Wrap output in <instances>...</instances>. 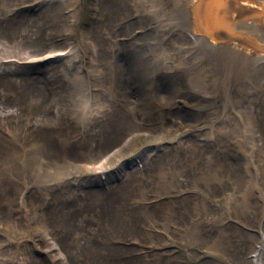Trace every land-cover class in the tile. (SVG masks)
Instances as JSON below:
<instances>
[{
	"label": "rangeland",
	"instance_id": "rangeland-1",
	"mask_svg": "<svg viewBox=\"0 0 264 264\" xmlns=\"http://www.w3.org/2000/svg\"><path fill=\"white\" fill-rule=\"evenodd\" d=\"M3 1L2 14L6 15L16 4L34 0ZM234 1L237 3L242 0ZM258 1L264 8V0ZM151 2L98 0L100 7L95 20L88 21L87 30L79 32L76 29L79 21L72 20L77 15L73 12L72 16H65V11L71 9L81 13L83 4L92 5L93 0H60L47 9H33L19 15L14 21L6 18L0 21V48L6 56L8 52L15 51L16 46L23 48L25 62L41 60L48 51V57L58 56L60 53L56 50L66 47H72L70 54L77 55L79 51L85 53L83 43L88 33L100 50L101 59L98 64L106 65V61L114 55L108 44L120 37L124 39L123 46L115 58L129 72L128 82H132L130 77L134 79L132 72L136 64L133 67L128 63L127 66L126 60L148 64L144 54L149 48L143 49L144 54L139 51L141 49H136L145 47L141 46L145 34L153 43L154 40L159 41L170 54L174 52V45L193 48L190 44L194 40L189 32L178 28L174 32L166 26L159 28ZM162 4L163 9L168 7L161 12L159 21L165 22L171 15L167 12L172 3L163 0ZM248 10L243 8L242 13L234 15L237 20L232 22L237 27L241 25L242 32H249L258 45H252L251 51L234 49V52L222 46L228 48L226 58L232 64H237L236 70H227L228 74L223 81L231 78V82L227 85L219 84L216 92L212 91L210 100L200 105V111L191 114L198 126L204 128L195 133L184 132L178 125L183 117L169 111H178V105L174 102L171 106L166 105L168 101L176 99L175 96H180L176 91L183 87V78L179 76L161 75L156 82L153 81L154 86L150 89L140 83L135 86L132 84L133 89L129 90L126 104L114 96V88L108 93L96 87L92 108L85 114L86 123L77 127L72 117L81 108L69 102L79 104L83 99L79 95L83 92L79 75L83 73L81 69L77 67L74 74L67 73L69 64H63L65 59L57 64L46 60L39 65L27 66L0 58V108L7 113L0 117L3 118L0 123V140L2 134L7 135L3 136L4 142L0 144L1 161L3 153L11 150L10 144L7 147L3 145L11 139L25 144L30 152L35 150L33 136L45 144L44 156L61 166L66 165L65 161L82 162L88 156L94 157L113 147L111 152L106 153L108 156L119 152L121 154L108 159V167L117 166L131 155L130 160L135 155L138 160V168H133L130 173H127L122 162L123 169L120 172L125 173L124 176L119 183L114 182L107 187L102 184L105 180L87 175L89 168L73 170L72 175H79V178L63 182L65 195L59 185L40 192L38 185L34 189L21 187L7 176L8 182L4 180L5 183L0 186V264H175L178 260L175 249L160 258L158 254H151L149 249L135 246L132 242L136 240L159 244L160 241L153 236L154 226L162 228L164 225L167 226V232L180 241L178 227L195 218L200 221L195 229L202 233V238L206 236L197 240L196 246L181 247V262L189 259L194 247H207L212 243L215 247L211 246L230 259L232 264H256L259 255L264 259V242L257 236L261 231L264 232V220L255 222L259 217V208L255 203L259 194L254 182L256 175L264 187V119L260 117L264 113V86L261 83L264 68H260L262 59L255 49L261 47L256 37L264 34L261 32L264 23H247L249 18L258 21L257 17L262 15V12L252 14ZM83 14L87 16L85 11ZM90 14L89 11V17ZM175 16L173 18L176 20L180 18L182 29L189 25L191 15ZM183 18H188L186 24ZM110 27L112 31L109 34L107 29ZM208 27L210 29L203 32L213 38L210 30L215 27ZM225 28L228 32L222 33H233L231 24ZM116 29L120 32L117 33ZM195 44L199 46L198 41ZM205 46V43H201L199 49ZM133 53L136 57H132ZM160 55L164 56L163 53ZM174 57L168 55L166 58L169 70L173 68L171 61ZM201 65L208 71L205 61ZM123 69L119 70L120 77ZM89 81L92 86L96 84L92 78ZM108 83L111 85L112 81ZM48 93L52 94L51 98L47 97ZM36 96L41 98L38 105L33 101L38 99ZM226 96L228 100L225 103ZM127 99L131 100L128 102ZM134 105L138 107L136 111L129 109ZM51 109L59 114L57 125L49 130L45 127L37 128V116L50 120ZM167 120L171 122L170 126ZM23 129L32 131L33 135L23 137ZM66 133L69 136L65 137ZM166 134L170 136L171 142L176 140L175 143L163 144L154 139ZM153 153L156 154L153 156ZM28 174L34 176L32 170ZM0 175H6V168H0ZM111 178L116 179V176L112 175ZM28 180L25 177L22 185L26 186ZM83 185L90 187L83 188ZM262 192L264 194L263 188ZM49 193L53 194V203L44 205L46 194ZM158 194H164V200L149 203ZM229 194L232 203H238V216L234 213L235 208L223 200ZM217 199L221 201L216 204ZM222 213L223 227L221 223L212 226L206 223V217ZM39 217L44 218L48 225L45 227L46 233L40 227ZM156 220L172 221L179 225L175 224L176 228L171 226L174 223L167 225ZM219 230L224 235L223 239L218 238ZM177 244L173 242L167 247L174 248ZM215 262L206 260L200 264H218Z\"/></svg>",
	"mask_w": 264,
	"mask_h": 264
},
{
	"label": "bare ground",
	"instance_id": "bare-ground-1",
	"mask_svg": "<svg viewBox=\"0 0 264 264\" xmlns=\"http://www.w3.org/2000/svg\"><path fill=\"white\" fill-rule=\"evenodd\" d=\"M146 1V0H145ZM149 1V0H148ZM152 2V7L153 12L155 13V16H161V10L163 9L162 6H164L162 4L163 0H151ZM161 1V2H160ZM165 1V0H164ZM168 2H171L173 5L169 6L171 7L170 12L174 13V16L178 15L182 17H189L190 15H192L191 17V25L189 27V29H191V26L194 25L195 28L201 29L203 30H209L210 28L208 27V25L210 27H215V28H211V33L213 36H216L217 34H221L223 31L224 32H228V30H225V26H227L228 24H230L229 22V16L227 14H229L228 11V5L226 0H196V3L192 4L191 3H184L185 0H167ZM248 0H246L245 2H247ZM167 4V3H166ZM149 6V5H148ZM167 6V5H166ZM136 7V6H135ZM168 7V6H167ZM165 7V8H167ZM138 8V7H136ZM164 8V9H165ZM163 9V10H164ZM151 10V9H150ZM149 10V11H150ZM167 10V9H166ZM220 10V11H219ZM169 13V12H167ZM170 14V13H169ZM247 14V13H246ZM167 15V14H166ZM165 15V16H166ZM244 15V13L242 14ZM164 16V15H163ZM164 16V17H165ZM168 17V16H167ZM176 17V16H175ZM153 18V17H152ZM155 19V18H154ZM180 19V18H179ZM151 20V19H150ZM157 20V19H156ZM178 20V19H177ZM190 20V19H189ZM157 22V21H156ZM160 23V22H158ZM181 23V22H180ZM182 24V23H181ZM258 25H260L261 23H256ZM177 25V22H176ZM188 26V25H187ZM264 26V25H263ZM262 26V27H263ZM177 27V26H176ZM182 27V26H181ZM160 28V27H159ZM168 28V27H167ZM188 29V30H189ZM157 30V28H156ZM160 30V29H159ZM172 30V29H171ZM182 30V29H181ZM180 30V31H181ZM162 31V30H161ZM174 31V30H173ZM172 32V31H171ZM177 32V31H174ZM261 32L263 31V28H261ZM169 33V32H168ZM180 33V32H179ZM165 34V33H164ZM160 36V35H159ZM162 36V35H161ZM154 38V37H153ZM168 38V37H167ZM144 39V38H143ZM150 39V38H149ZM155 41V40H154ZM173 41V38H172ZM175 41V40H174ZM171 42V41H169ZM140 43V42H138ZM153 43V41H152ZM172 43V42H171ZM175 43V42H174ZM173 44V43H172ZM142 45V44H141ZM188 45V44H187ZM205 47H209L210 49H206L205 47L202 49H198V53L202 54L203 58H206L210 55H214L215 56V63L212 64H208V68L210 70V72L206 71L204 68V66H196L195 69L191 70V67L188 68V72H190L189 74L186 75L187 77V81L192 83L194 86L197 87H201V86H205V85H210L212 86V89L216 88L217 85L219 84V81L221 78H225L227 73V70H230L231 72L236 70V63L233 62V64L230 62L231 60L226 58L225 53L227 51H225L223 48H218L220 50V52H215L214 48H212L211 46H209L208 44L205 43ZM172 46V45H171ZM175 47V45H174ZM171 48V47H170ZM153 56H155V63L156 65L160 66L161 63V59L159 57H163V55H160L161 53L165 54L166 50L163 48V46L161 44H158L156 48H150ZM224 50V51H222ZM234 50V49H233ZM124 51V50H123ZM150 51V50H149ZM172 51V50H171ZM239 51V50H238ZM232 52V51H231ZM170 53V52H169ZM238 53V52H237ZM247 53V52H246ZM230 55V54H229ZM245 57V56H244ZM209 58V57H208ZM231 58V57H230ZM233 58V57H232ZM234 59V58H233ZM198 60V59H197ZM230 60V61H229ZM199 61V60H198ZM250 62H248L247 64H249ZM195 64V63H194ZM140 66V67H139ZM140 68L142 70V75L144 77L148 76V73L145 74L144 71L147 70L146 64L144 63H137L135 65V69ZM207 68V69H208ZM124 70V69H123ZM151 70H154V68H152ZM209 76H212L213 80H208ZM250 76V74H249ZM248 76V77H249ZM253 76V75H252ZM251 76V77H252ZM248 79V78H247ZM255 80V79H254ZM261 80V79H260ZM142 81V80H141ZM256 81V80H255ZM225 82V81H223ZM252 82V81H251ZM250 82V83H251ZM254 83V82H252ZM249 84V82H248ZM257 84V83H255ZM76 86V85H75ZM219 86V85H218ZM113 87H115V85H111V88L113 89ZM259 87V85H258ZM222 88V87H221ZM260 88V87H259ZM78 89V88H77ZM240 89V88H239ZM225 90V89H224ZM251 92V91H250ZM115 93V91H114ZM256 93V92H255ZM262 93V91H261ZM257 94V93H256ZM260 94V93H259ZM81 95V94H79ZM255 95V94H254ZM253 96V94H252ZM259 96V95H258ZM113 97V96H112ZM130 98V97H129ZM235 99V98H234ZM131 100V99H130ZM136 101H138V99H135ZM134 102V101H132ZM73 103V102H72ZM136 103V102H135ZM128 104V103H127ZM137 105V103H136ZM130 107V106H129ZM128 107V108H129ZM132 107V106H131ZM232 107V106H231ZM130 109V108H129ZM234 109V107H233ZM76 110V108H75ZM76 112V111H75ZM74 112V113H75ZM6 138V137H5ZM33 140V139H31ZM28 144V143H27ZM29 145V144H28ZM4 147H7L6 145H3ZM32 146V145H31ZM34 147V146H32ZM35 148V147H34ZM30 149V146H29ZM5 154V158L7 161H9L12 165V169L11 171L8 173V175H11L12 172H14L15 174L18 172V166H23L24 170H20V172L22 174H27L28 171L31 170V165H32V161L30 159L29 155H25L23 156L19 151L18 148L16 146H13L11 150H7V152H4ZM3 156V155H2ZM7 169V168H6ZM32 174V173H30ZM13 175V174H12ZM220 264L219 262H215Z\"/></svg>",
	"mask_w": 264,
	"mask_h": 264
}]
</instances>
